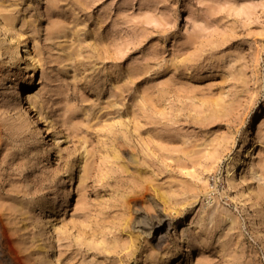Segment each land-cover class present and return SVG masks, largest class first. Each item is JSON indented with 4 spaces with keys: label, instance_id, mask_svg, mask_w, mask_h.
<instances>
[{
    "label": "rangeland",
    "instance_id": "374dc122",
    "mask_svg": "<svg viewBox=\"0 0 264 264\" xmlns=\"http://www.w3.org/2000/svg\"><path fill=\"white\" fill-rule=\"evenodd\" d=\"M0 20L1 258L16 263L9 238L19 264H43V243L55 264H264V168L237 187L223 176L264 135V0H0ZM35 78L27 112L5 102ZM225 135L221 162L192 161ZM205 180L213 221L190 189Z\"/></svg>",
    "mask_w": 264,
    "mask_h": 264
},
{
    "label": "bare ground",
    "instance_id": "6f19581e",
    "mask_svg": "<svg viewBox=\"0 0 264 264\" xmlns=\"http://www.w3.org/2000/svg\"><path fill=\"white\" fill-rule=\"evenodd\" d=\"M0 30H4V35L6 34V30H8V26L6 22L3 20H0ZM5 39L7 41V49H12V48L15 49L18 47L21 48L22 46V49H20L19 54L16 51L14 52V54L15 55L18 54V58L20 59V61L26 62L27 69H32L33 71H35L37 68V63L39 62V58L31 54L30 49L27 47L26 40L22 38L21 35L14 36L12 33H8ZM39 83L40 81H38L35 78L27 83L22 84L21 86H18L14 91L15 94L4 95L3 99L5 100V102H9V104H12L13 108L18 109V110L23 109L24 112H27V109L22 105L23 99L25 98L24 103L27 102V104L30 105L32 103V98L29 94H27V91L36 87L37 84ZM6 84L7 83H4V80L0 81V87L6 86ZM10 87H12V85H10ZM34 96L37 97L38 93L34 94ZM225 110L226 108L224 106H220L217 111L223 113ZM259 111L260 110L257 109L256 114ZM214 116L215 114H209L207 117L210 120H212L214 119ZM12 121L14 122L15 126H19L21 124L22 117L18 113V111L16 112V116L12 117ZM245 132L249 133L250 131L247 128ZM225 136H227L228 138ZM225 136H221V138L218 140L215 139V141H213L210 144V146L205 150V152H203L201 156L193 159L192 161H195L196 163H198L202 167V170H210L216 164L221 162L224 157V151L228 148L227 142H228L229 136L228 135H225ZM257 137H258L257 139L249 138L246 141H243L242 143H240V147L237 152H235L233 155L229 153V155L225 158V162L223 164L225 172L223 176H224L227 186L237 187L239 184L242 183V181L245 180V176L247 172L252 176H255V175L261 176V174L258 173L259 168L257 169L256 165H258L260 168L261 167L264 168V160L259 159L256 161V163L253 160L250 161V157L251 155H253L254 151L258 148V145L264 146V135H259ZM234 159L236 160L235 162L233 161ZM85 163H87L86 160H84L83 163H80L79 165L84 167ZM244 169L246 170L245 172H243ZM85 174H86V170H84L83 168V172L80 174L79 183L77 184V186L79 187L81 186V184L83 183V178ZM190 189L194 194H197L198 192H203L204 198L206 199L204 205L202 206V209L199 212L200 220L204 219L206 216L208 221H213L214 219L216 220V217H215L216 214L223 215L224 211L221 212L218 210V203H217L218 201L213 192L215 187H212V188L209 187L208 183L205 180L203 184L199 186L196 184H192ZM57 192H58L57 187L52 189L50 192L42 195V198H43L42 201L44 203H48V202L54 203L53 201L56 202L59 196ZM209 202H212V203L209 205L208 208H206V204H209ZM222 215H218V216L220 217ZM229 219L230 221L233 220L232 217ZM164 221H165V218L159 214V216L156 219H154V221L152 222L151 229L147 231V234L152 236V229L154 228L155 230H158V228L163 225ZM182 238H186V237L184 236ZM6 245L8 246V249H9L8 252L13 254V255L11 254L10 257L12 258L13 256L16 261L15 264H19L20 255L18 256L19 253L17 254V251L13 247L9 238L6 239ZM40 248L42 249V251H47L46 253L47 259L45 260L44 257H40L39 262H42L43 264H55V261H53L52 257L49 256L50 251L52 249V244L43 243V244H40ZM5 255H2L3 256L2 258L0 256L1 260L3 261L4 264H11V263H8L6 259L7 256L4 257ZM176 259L178 260L176 263L183 261L181 257L174 258V260ZM167 260L168 261L172 260V255L167 257Z\"/></svg>",
    "mask_w": 264,
    "mask_h": 264
}]
</instances>
